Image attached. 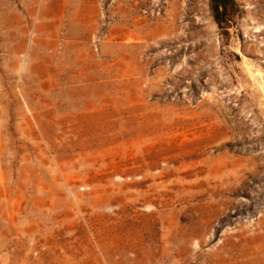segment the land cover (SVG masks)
Wrapping results in <instances>:
<instances>
[{"label":"rangeland","instance_id":"obj_1","mask_svg":"<svg viewBox=\"0 0 264 264\" xmlns=\"http://www.w3.org/2000/svg\"><path fill=\"white\" fill-rule=\"evenodd\" d=\"M0 264H264V0H0Z\"/></svg>","mask_w":264,"mask_h":264},{"label":"trees","instance_id":"obj_2","mask_svg":"<svg viewBox=\"0 0 264 264\" xmlns=\"http://www.w3.org/2000/svg\"><path fill=\"white\" fill-rule=\"evenodd\" d=\"M214 11H215L216 18H218L219 17V14H220V12L218 11V7L216 9H214Z\"/></svg>","mask_w":264,"mask_h":264}]
</instances>
